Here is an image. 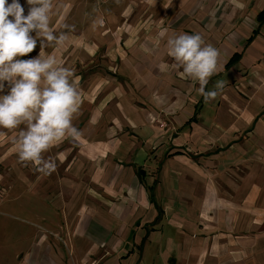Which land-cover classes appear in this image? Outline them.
<instances>
[{"label": "crops", "instance_id": "0c3cea01", "mask_svg": "<svg viewBox=\"0 0 264 264\" xmlns=\"http://www.w3.org/2000/svg\"><path fill=\"white\" fill-rule=\"evenodd\" d=\"M53 3L69 41L43 51L74 72L79 135L43 175L18 160L25 126L0 128V207L29 216L1 213L28 231L2 237L0 264H264V0ZM182 33L219 52L210 102L172 67Z\"/></svg>", "mask_w": 264, "mask_h": 264}, {"label": "clouds", "instance_id": "9594fccd", "mask_svg": "<svg viewBox=\"0 0 264 264\" xmlns=\"http://www.w3.org/2000/svg\"><path fill=\"white\" fill-rule=\"evenodd\" d=\"M27 3L30 8L25 15L19 0H0V92L5 82L9 87L7 94L0 95V128L15 130L24 125L12 141L19 162L23 166L32 164L39 173L50 175L57 165L43 154L65 138L79 135L73 120L80 110L82 92L74 72L43 51L53 42L59 47L69 41L66 33L57 36L50 28L53 0ZM37 41L39 55L20 59L36 49ZM167 49L175 61L172 67L183 69L181 77L199 83L198 92L205 102L214 100L224 82L218 81L213 91H205V87L220 70L218 50L206 44L200 33L169 38Z\"/></svg>", "mask_w": 264, "mask_h": 264}, {"label": "rangeland", "instance_id": "374dc122", "mask_svg": "<svg viewBox=\"0 0 264 264\" xmlns=\"http://www.w3.org/2000/svg\"><path fill=\"white\" fill-rule=\"evenodd\" d=\"M4 190V191H2ZM3 192V195L6 193V189L0 187V192ZM9 210V214H14L15 216H20L23 219H28V214H26L25 211H23V209H19L16 206H13L12 208H8L7 205L0 207V240H3L2 237L6 240L10 239L8 238L9 234H14L15 236L18 235L19 233L24 232L23 230L26 229L27 226L24 223V221H20L18 219H9L8 222L3 221V218H6L4 216L1 215L2 212H7ZM14 216V217H15ZM8 231V232H6ZM26 231H28V229H26Z\"/></svg>", "mask_w": 264, "mask_h": 264}]
</instances>
